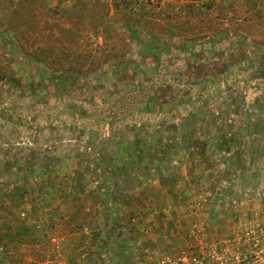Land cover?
<instances>
[{
  "label": "rangeland",
  "instance_id": "374dc122",
  "mask_svg": "<svg viewBox=\"0 0 264 264\" xmlns=\"http://www.w3.org/2000/svg\"><path fill=\"white\" fill-rule=\"evenodd\" d=\"M262 53L264 0H0V264H16L6 251L20 264H156L196 224L215 239L264 223ZM153 86L154 112H134L126 95ZM125 102L133 113L100 135L136 129L96 141L73 124L76 104L115 118ZM224 133L231 146L216 143ZM191 137L210 140L212 166L196 164ZM24 225L41 238L9 235Z\"/></svg>",
  "mask_w": 264,
  "mask_h": 264
},
{
  "label": "trees",
  "instance_id": "16d2710c",
  "mask_svg": "<svg viewBox=\"0 0 264 264\" xmlns=\"http://www.w3.org/2000/svg\"><path fill=\"white\" fill-rule=\"evenodd\" d=\"M23 1H28V0H23ZM135 8H137V7H135ZM262 58L260 59V61H259V64H258V69L261 71V73H262V75H263V77H264V53H262ZM151 92H149V91H147V92H144V95L142 96V100L139 98V96H140V94H139V92H142V90H139V91H135V92H132V93H128L129 95H126L128 98L129 97H135L136 96V98H138V100L136 101V105H135V108L137 109V110H134V112H138V113H147V114H151V112H154V110H155V108H156V105L154 104V101L153 100H151V97H152V92H155V90H156V87L155 86H153V87H151ZM127 93V92H126ZM121 102H122V100H121ZM122 104H125L124 106H122L118 111H117V113L115 114L116 115V117L114 118H112V116H108V118L107 117H103V116H101V117H98L96 114H93L92 112H90L89 110H92V109H90L91 107H92V105H89V107H86L84 104H82V103H80V104H76L78 107H80V110H82V112L81 113H73L72 114V116H74V120H73V124L75 123L76 124V126H82L83 128H82V131H88L89 130V132H92L93 133V135H95L96 136V141H98V140H101L102 141V138H105V137H114L117 133H120V131H122V130H124V129H136V127L137 126H139V124L138 123H129V122H125L120 128L121 129H119L118 130V132H115V133H112V134H110V135H107V136H105V135H103V136H101L100 134V132H102V130H104V127H105V125L103 124V123H106V121L107 120H109V122L110 121H112V120H117V119H119V117H118V114H122L123 116H125L128 112L130 113V112H132L133 113V110H130L129 111V109H131V107H134V106H130V103H127V102H125V103H122ZM69 105H71L72 107H73V105L72 104H68V106ZM70 106V107H71ZM194 106V105H193ZM193 110H194V107L193 108H191L190 109V111L191 112H193ZM61 112H63L62 110H60ZM99 123L98 124V127H96L95 128V123ZM103 124V125H102ZM157 125H159V124H157ZM156 125V126H157ZM159 126H161L160 128L161 129H164V128H167L166 127V123H164V122H162V123H160V125ZM173 126H175V123L173 124ZM133 127V128H132ZM103 128V129H102ZM159 128V129H160ZM160 129V130H161ZM116 130H117V128H116ZM228 132V131H227ZM228 136V134H226V133H224V135H220V136H218L217 137V141H216V143H219V146L220 147H222V146H226V145H229V146H231V144L229 143V142H234L235 141V138L234 137H231V138H226ZM229 141V142H228ZM228 143V144H227ZM120 144H122V143H120ZM183 145H185L186 146V149L187 150H189L190 148H192L193 149V151H191L189 154H191L193 157H194V155L193 154H197V155H199L200 157H199V159H197V161L196 160H192V162H195L196 161V164L198 163L200 166H203V165H209V166H212L211 164H213V160L212 159H210V158H207L206 156H207V148L209 147V145H210V140H208V139H205V140H200V139H194L193 137H191V141L189 142V141H185L184 143H183ZM196 150V151H195ZM136 154V155H135ZM230 154V153H229ZM170 155H172V154H170ZM130 159H133L134 157L135 158H139V159H141V158H144V157H146L145 156V153H144V151H139V152H137V153H131L130 154ZM165 158H168V156L166 157L165 156ZM144 161H145V159H143ZM166 159H163V160H161L160 161V163H159V165H163L166 161H165ZM156 163H158V162H155V160H151V164L154 166ZM106 168V167H105ZM120 170V172L121 173H123L124 175H129L131 172H132V169H130V168H128V167H126V168H123L122 169V167H121V169H119ZM79 174V173H78ZM115 174V173H114ZM82 177H83V175L82 176H79L78 175V177H74L75 178V180L77 179L79 182H77V183H75L74 184V189H76V191H78V192H80V193H83V192H85L86 191V187L88 186H84V185H82V181L80 180V179H82ZM80 178V179H79ZM75 180H73L74 182H75ZM101 184H100V181L98 182L99 183V185H98V187L99 188H106V186H103V181L101 180ZM104 182H106V181H104ZM105 184V183H104ZM106 185V184H105ZM88 188V187H87ZM108 188H109V186H108ZM91 190V189H90ZM106 190H107V188H106ZM87 192H88V190H87ZM79 196V195H78ZM80 198V197H79ZM77 211H80L81 213H84L85 215L87 214L86 212V210L85 209H81V208H78L77 209ZM78 226H80V227H84V224L83 223H81V224H78ZM29 232L31 233V234H33V235H29ZM9 235L12 237V238H14V239H16L18 242H20V243H23V239L22 238H24V237H27V236H30V237H32L35 241L36 240H38V239H40L41 237L39 236V235H37L36 236V232H34V233H32L31 231H30V229L26 226V225H24V226H22L21 227V231H20V233H15V234H12V232L11 233H9ZM35 241H33L32 243V246H33V248H34V250L35 251H37V248L38 247H40L39 246V243L38 242H35ZM5 254H8V256L9 257H6V258H14L15 260H16V264H20V260L22 259V254H21V252H19V251H17V252H14V253H7V251L6 252H4V254H2V257L5 255ZM5 256H7V255H5ZM4 260V259H3ZM34 262V261H33ZM45 264H51V263H48V262H44Z\"/></svg>",
  "mask_w": 264,
  "mask_h": 264
},
{
  "label": "built area",
  "instance_id": "2783aa9c",
  "mask_svg": "<svg viewBox=\"0 0 264 264\" xmlns=\"http://www.w3.org/2000/svg\"><path fill=\"white\" fill-rule=\"evenodd\" d=\"M184 247L165 254L156 264H264V223L248 222L236 232L210 239L196 224Z\"/></svg>",
  "mask_w": 264,
  "mask_h": 264
}]
</instances>
